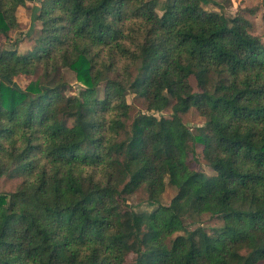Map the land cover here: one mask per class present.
I'll return each mask as SVG.
<instances>
[{
  "label": "trees",
  "instance_id": "1",
  "mask_svg": "<svg viewBox=\"0 0 264 264\" xmlns=\"http://www.w3.org/2000/svg\"><path fill=\"white\" fill-rule=\"evenodd\" d=\"M209 1H37L32 49L0 52V178L19 181L0 194V264H264V43ZM25 2L0 0V35ZM129 94L171 113L127 124ZM139 190L145 208L127 204Z\"/></svg>",
  "mask_w": 264,
  "mask_h": 264
},
{
  "label": "rangeland",
  "instance_id": "2",
  "mask_svg": "<svg viewBox=\"0 0 264 264\" xmlns=\"http://www.w3.org/2000/svg\"><path fill=\"white\" fill-rule=\"evenodd\" d=\"M37 1L38 0H26L25 6L17 9L16 19L18 27L7 33L8 39L5 36L0 35V52L5 49H15L19 55H23L32 49L34 45L33 40L35 31L30 30V33L28 32L32 26H34V30L39 27L38 23L32 22L33 8L37 6ZM155 1L157 3V12L158 14H161L166 0ZM203 8L208 12L221 13L228 19L233 18L237 12H241L242 16L251 23L252 32L255 35L260 36L264 43V8L262 0H210L208 4L203 5ZM251 10H254V12L251 13ZM62 71L64 72L65 80L70 86L69 93L78 94L81 85L75 80L73 73L67 69H63ZM35 80L36 77L20 76L14 80V84L19 88L24 89ZM126 102L129 105L127 124H130L133 118L139 113L153 115L156 118H159L160 115H168L171 113L170 108L162 113L148 112L145 110L143 102L135 98L132 94L126 96ZM182 121L193 135H203L207 133L204 120L195 111H190L183 115ZM196 152L197 155L195 161L191 163V167L209 173V169L206 167L201 155V148L197 147ZM18 182V180L0 178V194H7L13 191ZM175 194L176 190L173 187L166 186L162 195V203L167 205ZM145 196V193L142 190H139L132 196L127 197V204L145 208ZM183 223L188 230H193L196 227L188 218H184ZM214 224L216 223L208 222L207 219L204 220V226L206 228H209Z\"/></svg>",
  "mask_w": 264,
  "mask_h": 264
}]
</instances>
